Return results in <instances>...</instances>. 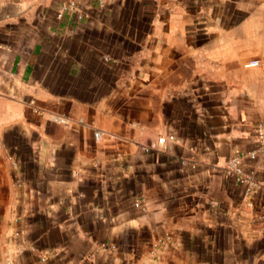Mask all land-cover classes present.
I'll use <instances>...</instances> for the list:
<instances>
[{
    "label": "crops",
    "instance_id": "0c3cea01",
    "mask_svg": "<svg viewBox=\"0 0 264 264\" xmlns=\"http://www.w3.org/2000/svg\"><path fill=\"white\" fill-rule=\"evenodd\" d=\"M258 122L264 0H0V264H264Z\"/></svg>",
    "mask_w": 264,
    "mask_h": 264
},
{
    "label": "built area",
    "instance_id": "2783aa9c",
    "mask_svg": "<svg viewBox=\"0 0 264 264\" xmlns=\"http://www.w3.org/2000/svg\"><path fill=\"white\" fill-rule=\"evenodd\" d=\"M68 6L72 7L74 6V2H69ZM258 64V60H250L245 65L251 66ZM54 120L57 121H65V118L63 116H53ZM95 136H100L101 132L96 131L94 132ZM157 142L159 144L164 142L163 137L157 138ZM145 149H149L148 146L145 147ZM258 156H264V123L258 122L254 127V143L251 148H249L244 154L242 155H234L232 156L227 163L226 171L229 174H233L236 177V180L245 183L248 185H254V180L251 178V176L246 175L242 169H241V159L248 158L249 160H255ZM135 206L139 205L138 201H135ZM41 261H45L44 257H41Z\"/></svg>",
    "mask_w": 264,
    "mask_h": 264
}]
</instances>
